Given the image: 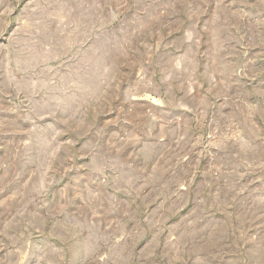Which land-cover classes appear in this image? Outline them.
<instances>
[{"label":"rangeland","instance_id":"rangeland-1","mask_svg":"<svg viewBox=\"0 0 264 264\" xmlns=\"http://www.w3.org/2000/svg\"><path fill=\"white\" fill-rule=\"evenodd\" d=\"M0 264H264V0H0Z\"/></svg>","mask_w":264,"mask_h":264}]
</instances>
